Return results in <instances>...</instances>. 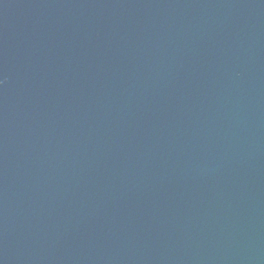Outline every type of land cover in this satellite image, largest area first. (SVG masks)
<instances>
[{"label": "water", "instance_id": "water-1", "mask_svg": "<svg viewBox=\"0 0 264 264\" xmlns=\"http://www.w3.org/2000/svg\"><path fill=\"white\" fill-rule=\"evenodd\" d=\"M0 264H264V0H0Z\"/></svg>", "mask_w": 264, "mask_h": 264}]
</instances>
